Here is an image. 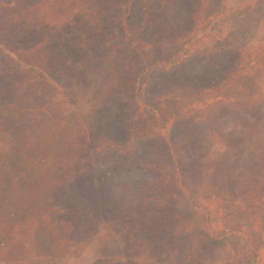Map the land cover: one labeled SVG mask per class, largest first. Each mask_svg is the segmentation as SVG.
Instances as JSON below:
<instances>
[{"label": "trees", "instance_id": "1", "mask_svg": "<svg viewBox=\"0 0 264 264\" xmlns=\"http://www.w3.org/2000/svg\"><path fill=\"white\" fill-rule=\"evenodd\" d=\"M205 3L0 0V264H264V0Z\"/></svg>", "mask_w": 264, "mask_h": 264}, {"label": "rangeland", "instance_id": "2", "mask_svg": "<svg viewBox=\"0 0 264 264\" xmlns=\"http://www.w3.org/2000/svg\"><path fill=\"white\" fill-rule=\"evenodd\" d=\"M258 0H206L205 3V14H210V22L207 26V31L210 30V25L214 24V20H218L217 28L228 29L230 25H233L236 21L247 20V18H255V11L253 5ZM217 13V17L213 16ZM216 27V25H215ZM224 30L221 32L225 34ZM259 34L262 33V28ZM214 37H206L202 42H206L208 45H212L214 42ZM218 42H220L218 40ZM1 48V46H0ZM101 70L97 71L95 77H93V82H97L99 76L101 75ZM85 98H79L76 102L70 105L72 112L74 113H90L92 108L85 101Z\"/></svg>", "mask_w": 264, "mask_h": 264}]
</instances>
